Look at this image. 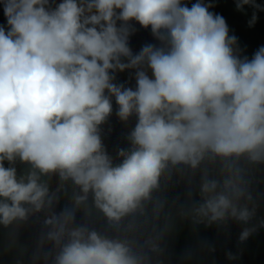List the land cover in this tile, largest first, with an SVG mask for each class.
<instances>
[{"label": "clouds", "instance_id": "obj_1", "mask_svg": "<svg viewBox=\"0 0 264 264\" xmlns=\"http://www.w3.org/2000/svg\"><path fill=\"white\" fill-rule=\"evenodd\" d=\"M233 5L247 29L264 13V0ZM216 7L0 0L6 250L43 214L31 264H165L166 239L185 222L225 235L240 226L237 251L224 252L239 259L264 229V44L249 54ZM140 29L151 40L134 49ZM113 114L125 127L114 154L102 127ZM215 252L197 239L180 264Z\"/></svg>", "mask_w": 264, "mask_h": 264}, {"label": "trees", "instance_id": "obj_2", "mask_svg": "<svg viewBox=\"0 0 264 264\" xmlns=\"http://www.w3.org/2000/svg\"><path fill=\"white\" fill-rule=\"evenodd\" d=\"M215 11L225 16L231 28L235 29L242 44L248 45L249 54L258 45L264 44V13H260V20L252 29L245 27V17L234 11L233 0H217ZM0 22H3V13L0 10ZM151 40V36L147 30L140 29L132 38L131 45L134 49L147 41ZM127 74L122 73L118 77L119 80L126 79ZM115 111V106H114ZM134 123L130 121V125ZM111 126L112 132L104 138L108 151L115 153L117 147L124 146L122 133L125 127L121 124L113 114L107 124L102 127L107 130ZM23 167V166H19ZM55 181L53 180V186ZM182 191V189H177ZM43 214H37L30 217L28 221L21 222L15 231L16 245L7 247L13 236L8 229L0 227V264H31V253L35 247V242L43 230L42 224ZM240 230V226L231 224L227 234L220 233L215 226L205 227L204 225L196 226L195 230L188 223L179 224L175 231L166 239V252L163 257L165 264H180V253L186 247L192 245L197 239H207L214 243L216 252L212 255L200 254L194 257L192 264H212L215 260L216 264H264V229H260L256 234L251 236L248 241L241 245V255L236 261H228L225 258V249L233 252L237 251L236 239Z\"/></svg>", "mask_w": 264, "mask_h": 264}]
</instances>
